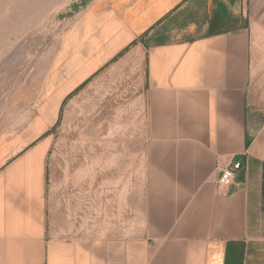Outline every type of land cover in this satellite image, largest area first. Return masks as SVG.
I'll list each match as a JSON object with an SVG mask.
<instances>
[{
  "label": "crops",
  "instance_id": "obj_1",
  "mask_svg": "<svg viewBox=\"0 0 264 264\" xmlns=\"http://www.w3.org/2000/svg\"><path fill=\"white\" fill-rule=\"evenodd\" d=\"M75 44L43 114L0 134V264H264V0H94ZM132 48L144 52L145 229L51 230V130L67 96Z\"/></svg>",
  "mask_w": 264,
  "mask_h": 264
},
{
  "label": "rangeland",
  "instance_id": "obj_2",
  "mask_svg": "<svg viewBox=\"0 0 264 264\" xmlns=\"http://www.w3.org/2000/svg\"><path fill=\"white\" fill-rule=\"evenodd\" d=\"M93 1L0 0V134L43 114L52 68L59 55H78L75 41ZM144 92V52L132 48L64 103L51 130V230L129 235L145 229Z\"/></svg>",
  "mask_w": 264,
  "mask_h": 264
},
{
  "label": "built area",
  "instance_id": "obj_3",
  "mask_svg": "<svg viewBox=\"0 0 264 264\" xmlns=\"http://www.w3.org/2000/svg\"><path fill=\"white\" fill-rule=\"evenodd\" d=\"M242 168V162L241 161H235L233 162L232 166H226L221 169V173L217 180V190L221 194L228 193L231 185L234 182V179L236 177V171L240 170Z\"/></svg>",
  "mask_w": 264,
  "mask_h": 264
},
{
  "label": "trees",
  "instance_id": "obj_4",
  "mask_svg": "<svg viewBox=\"0 0 264 264\" xmlns=\"http://www.w3.org/2000/svg\"><path fill=\"white\" fill-rule=\"evenodd\" d=\"M88 82V81H87ZM86 82V83H87ZM85 83V84H86ZM85 84H83V85H80L79 87H77L71 94H69L68 96H67V98L65 99V101L64 102H66L69 98H71L76 92H78L80 89H82L83 87H84V85Z\"/></svg>",
  "mask_w": 264,
  "mask_h": 264
}]
</instances>
